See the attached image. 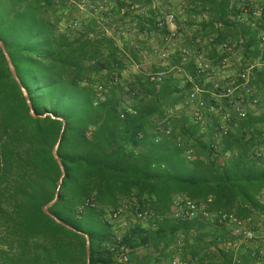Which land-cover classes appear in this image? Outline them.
I'll return each instance as SVG.
<instances>
[{
	"label": "trees",
	"instance_id": "obj_1",
	"mask_svg": "<svg viewBox=\"0 0 264 264\" xmlns=\"http://www.w3.org/2000/svg\"><path fill=\"white\" fill-rule=\"evenodd\" d=\"M174 1L0 0V40L38 116L0 48V264H87L79 232L90 264H263L235 230L264 221V68L250 76L256 111L241 119L225 102L224 138L218 117L195 122L187 97L211 89L201 55L218 68L240 51L239 74L264 58V16L244 19V0H181L188 27L175 17L174 47ZM51 114L66 122V175L49 211L74 230L44 212L61 177L63 123ZM127 205L140 221L118 234L113 216Z\"/></svg>",
	"mask_w": 264,
	"mask_h": 264
},
{
	"label": "built area",
	"instance_id": "obj_2",
	"mask_svg": "<svg viewBox=\"0 0 264 264\" xmlns=\"http://www.w3.org/2000/svg\"><path fill=\"white\" fill-rule=\"evenodd\" d=\"M245 2L242 8V17L244 19H252L254 21H259L264 16V7L260 3V0H244ZM247 6H253L249 8ZM175 15L169 13L166 16V22L168 24H173ZM172 38L174 39V47L180 46L182 43V36L177 33L175 28H171ZM214 37L210 36L208 42H213ZM260 47L264 48V28L260 29L259 34ZM202 40L199 39L198 43ZM222 48L224 50L230 49L231 46L228 44H223ZM193 47H185L183 52L186 55H191ZM162 58L166 57V54L161 55ZM264 68V58L258 59L255 62L248 64L246 69H244L239 74V83L236 81L228 80L227 78H220L218 76L217 67H212L209 62L205 61L201 57L197 59V69L199 73H208V82L211 84L210 90H202L196 88L187 97L188 103L191 105V111L195 122L205 124V114L207 113L211 117L219 118V125L217 127L218 138H224L229 135L231 129V114L228 111L225 102L231 111L237 114L239 118H245L247 115V110L250 107L255 108L259 102L258 91L251 86L250 76L255 69ZM206 94L209 96L211 103L206 102L202 95ZM217 148V147H216ZM188 208L191 210V214L195 215L199 212L198 207L195 204L187 203ZM146 215V214H145ZM204 216H208L206 212L203 213ZM118 213L113 216L117 218ZM142 217V214H139ZM220 223H236L237 220L233 216H228L222 214L219 218ZM239 233L244 235L245 240L251 241L255 240L256 245L251 254L252 258L262 261L264 259V236H259L257 233L253 232L246 225H240V229L237 230ZM171 264H189L181 259H174Z\"/></svg>",
	"mask_w": 264,
	"mask_h": 264
},
{
	"label": "rangeland",
	"instance_id": "obj_3",
	"mask_svg": "<svg viewBox=\"0 0 264 264\" xmlns=\"http://www.w3.org/2000/svg\"><path fill=\"white\" fill-rule=\"evenodd\" d=\"M188 5L187 2H182L181 0H178V1H174V2H171V5L169 7H164V11L166 12H170V13H173L175 15V17L179 18L181 20V23H182V27L184 29H186L188 27V24H186L185 22V19H186V6ZM200 20V18L197 19V21ZM171 28H176L174 24L171 25ZM152 41V40H151ZM239 55H237V57H235L234 60H232V62L234 63V65H229L227 68L223 69V70H230L233 69L234 71H236L235 74L231 75V77H229L228 80H232V81H238L237 80V74L239 73V69H240V65H239V62L236 61L237 59L240 58V51L238 52ZM154 57L153 56H148L147 60L148 61H151ZM232 70V71H233ZM137 71V67L136 66H130L129 67V70L125 71L124 72V75L125 77L128 76L129 72H136ZM231 73V72H229ZM221 75H223V73H220ZM221 75H218L220 78ZM250 110H254L256 111L255 109L256 108H253V107H250L248 108ZM213 122V119L211 116H208L207 114H205V123H212ZM115 221V224H116V229H117V233L118 234H123L127 228L129 226H132L134 224H136L139 220V218L135 215L134 211H132L131 209V206L130 205H127L125 207V210L124 212H122L120 215L117 216V218L114 219ZM256 222V226H257V230H256V233L259 235V236H264V221L262 219H259V218H256L255 220ZM145 223V221H144ZM235 233L237 234L238 231L235 230ZM263 264H264V260H263Z\"/></svg>",
	"mask_w": 264,
	"mask_h": 264
},
{
	"label": "water",
	"instance_id": "obj_4",
	"mask_svg": "<svg viewBox=\"0 0 264 264\" xmlns=\"http://www.w3.org/2000/svg\"><path fill=\"white\" fill-rule=\"evenodd\" d=\"M0 48H1V50H2V52H3V54H4V56H5L6 62H7V64H8L9 70H10V72H11L13 78H14L15 81L17 82L19 88L21 89V92H22V94H23V97H24V99H25V101H26V103H27V105H28V107H29V109H30V112H31L32 116H34V117H38V116L35 114L34 110H33L32 103H31V100H30V98H29V94H28L26 88L23 86V84H22V82H21V80H20V78H19V76H18V74H17L16 68H15V66H14V64H13V61H12V59H11V57H10V55H9V53H8V51H7L6 47H5V45H4V43H3L1 40H0ZM51 115H52V114H51ZM45 116H46V115H44L43 117H45ZM52 117H53L54 119L56 118V117H54L53 115H52ZM56 119H60V120L62 121V123H63V128H62V132H61V134H60L59 140H58L57 144L55 145V147H54V149H53V157H54L55 161L57 162V164H58V166H59V168H60V171H61V177H60V179H59V181H58V183H57V184H58V189H57V191H56V193H55V197H54V199H53L51 202H49V203L44 207V212H45V214H47L49 217H51L52 219H54L57 223H59V224L65 226V227H67V228H69V229H71V230H74L72 227H70V226H68L67 224H65L64 222H62L60 219H58L56 216H54V215L49 211V208H50V207H51V206L57 201V199H58V197H59V195H60V188H61V185H62L63 179H64V177H65V175H66V171H65L64 165H63L62 160H61V158H60V156H59V154H58V150H59V146H60V144H61V140H62V138H63V132H64V127H65V125H66V122H65L64 119H61V118H56ZM79 233L82 234V235L86 238L87 264H90V259H91L90 237H89L87 234H85V233H82V232H79Z\"/></svg>",
	"mask_w": 264,
	"mask_h": 264
},
{
	"label": "crops",
	"instance_id": "obj_5",
	"mask_svg": "<svg viewBox=\"0 0 264 264\" xmlns=\"http://www.w3.org/2000/svg\"><path fill=\"white\" fill-rule=\"evenodd\" d=\"M183 44H184V43H183ZM237 55H239V53H236L235 56H233V57L230 58L229 60L225 61V63H224L222 66L218 67V69H217V71H218V75H221L220 73H223V75H221V77H222V78H227V79H229V77H231V75H233V74L236 73V71H234L233 69H231V71H230V70H223V69L227 68L229 65H234V63L232 62V60H234L235 57H237ZM201 56H202L201 58L205 59L204 55H201ZM240 57H241V56H240ZM236 61L239 62V59H237ZM239 65H241L240 62H239ZM232 70H233V71H232ZM239 70H240V69H239ZM229 72H231V73H229ZM238 74H239V73H238ZM238 74H237V76H238Z\"/></svg>",
	"mask_w": 264,
	"mask_h": 264
}]
</instances>
